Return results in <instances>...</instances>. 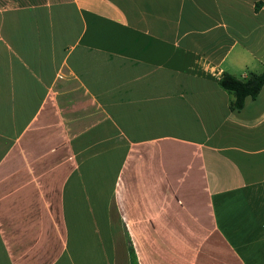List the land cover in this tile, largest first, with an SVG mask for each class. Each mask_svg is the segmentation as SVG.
<instances>
[{
  "label": "crops",
  "instance_id": "obj_1",
  "mask_svg": "<svg viewBox=\"0 0 264 264\" xmlns=\"http://www.w3.org/2000/svg\"><path fill=\"white\" fill-rule=\"evenodd\" d=\"M264 0H0V264H264Z\"/></svg>",
  "mask_w": 264,
  "mask_h": 264
},
{
  "label": "trees",
  "instance_id": "obj_2",
  "mask_svg": "<svg viewBox=\"0 0 264 264\" xmlns=\"http://www.w3.org/2000/svg\"><path fill=\"white\" fill-rule=\"evenodd\" d=\"M264 84V69L259 73H251L248 78L240 79L236 76L224 73L219 79V85L232 94L231 109H240L247 96L254 98ZM131 264H137L136 257L131 250Z\"/></svg>",
  "mask_w": 264,
  "mask_h": 264
}]
</instances>
